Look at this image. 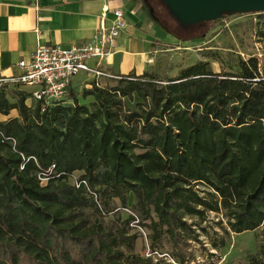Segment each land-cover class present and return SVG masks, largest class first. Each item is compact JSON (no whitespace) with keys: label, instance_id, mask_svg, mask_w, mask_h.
<instances>
[{"label":"trees","instance_id":"16d2710c","mask_svg":"<svg viewBox=\"0 0 264 264\" xmlns=\"http://www.w3.org/2000/svg\"><path fill=\"white\" fill-rule=\"evenodd\" d=\"M172 18L182 29L209 22ZM108 80L82 90L89 103L70 89L71 103L44 111L26 102L31 92L15 90L12 101L10 85L0 89V114L17 111L0 120L16 141L0 142V264H155L133 252L134 220L154 243L167 238L174 264H187L198 240L188 219L215 212L227 234L264 227L259 56L238 55L234 69L218 72L198 60L173 76L145 69ZM122 208L131 213L120 216ZM88 209L113 215L90 221ZM260 256L256 264L264 243Z\"/></svg>","mask_w":264,"mask_h":264},{"label":"rangeland","instance_id":"374dc122","mask_svg":"<svg viewBox=\"0 0 264 264\" xmlns=\"http://www.w3.org/2000/svg\"><path fill=\"white\" fill-rule=\"evenodd\" d=\"M146 8L154 15V29L151 40L156 49L147 57L146 69L160 76H173L178 71L198 60L209 61L210 68L215 71L234 69L237 56L247 59L251 55L261 58V67L264 68V40L260 31H264V12L223 14L220 19L193 25L187 29L175 24L173 15L169 12L163 0H143ZM151 14V15H152ZM172 15V17H171ZM153 50V49H152ZM144 56L136 57L142 60ZM109 77H94L90 73L79 72L72 82V92L80 103H89L91 97L83 98L81 92L89 88L94 81L104 86L109 83ZM2 88V87H1ZM0 88V89H1ZM14 88V89H13ZM15 90L31 92L29 86H7L5 93L12 101L16 99ZM28 98L26 102L31 103ZM71 103L70 94L63 100ZM17 114L16 110L10 115ZM3 118V116H0ZM46 179H41L45 182ZM202 189V186H200ZM132 196H130V203ZM109 215H95L91 209L87 210L90 221L105 222L112 217ZM122 217L130 214L128 208L117 211ZM195 224L198 240L192 242L193 259L187 264H256L261 260L260 246L264 243V227L252 231L227 234L223 230L226 219L215 212H208L203 222L198 219H188ZM199 223V224H198ZM130 235H136L133 252L145 257L151 256L155 264H174L171 258V245L163 237L155 243L150 239V230L132 222L129 228ZM216 244L214 246L213 244Z\"/></svg>","mask_w":264,"mask_h":264},{"label":"crops","instance_id":"0c3cea01","mask_svg":"<svg viewBox=\"0 0 264 264\" xmlns=\"http://www.w3.org/2000/svg\"><path fill=\"white\" fill-rule=\"evenodd\" d=\"M115 9L123 11L128 26L98 68L106 77L141 74L156 49L150 37L154 15L143 0H0V76L17 74L18 61L28 59L38 44L69 48L87 43L102 23L111 25ZM16 115L0 114V120Z\"/></svg>","mask_w":264,"mask_h":264},{"label":"built area","instance_id":"2783aa9c","mask_svg":"<svg viewBox=\"0 0 264 264\" xmlns=\"http://www.w3.org/2000/svg\"><path fill=\"white\" fill-rule=\"evenodd\" d=\"M113 15L110 26L102 23L92 38L82 45L62 48L38 44L28 59L18 61L17 74L0 76V88L4 85L32 87L30 99L39 102L41 111H44L52 103L63 101L69 95L73 78L79 72L90 73L94 77L106 76L98 66L102 60L112 55L116 39L128 26L121 9H115ZM90 61H95V66L90 65ZM147 62H151V59ZM0 142H9L12 148L16 143L14 138L5 136L1 131ZM73 183L76 187H87L85 180L77 177H73ZM133 222L137 223V220Z\"/></svg>","mask_w":264,"mask_h":264},{"label":"water","instance_id":"95a60500","mask_svg":"<svg viewBox=\"0 0 264 264\" xmlns=\"http://www.w3.org/2000/svg\"><path fill=\"white\" fill-rule=\"evenodd\" d=\"M180 24L220 19L223 14L264 12V0H163Z\"/></svg>","mask_w":264,"mask_h":264}]
</instances>
